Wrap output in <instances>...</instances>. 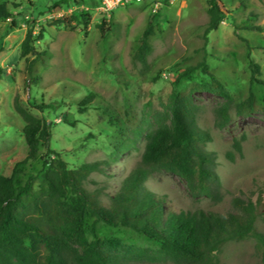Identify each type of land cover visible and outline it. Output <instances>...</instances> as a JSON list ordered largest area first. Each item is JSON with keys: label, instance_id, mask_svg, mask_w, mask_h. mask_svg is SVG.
Instances as JSON below:
<instances>
[{"label": "rangeland", "instance_id": "obj_1", "mask_svg": "<svg viewBox=\"0 0 264 264\" xmlns=\"http://www.w3.org/2000/svg\"><path fill=\"white\" fill-rule=\"evenodd\" d=\"M1 4L13 17L0 18V67L4 68L0 173L11 175L14 165L27 155L25 122L14 107L19 97L23 107L47 122L50 148L60 152L69 168L108 161L101 172L84 181V187L108 205L144 151V135L136 138L133 128L140 124L148 131L155 129L156 115L168 112L176 78L206 61L235 98L232 119L221 129L216 125V109L223 99L206 91L193 93L200 107L197 124L210 133L207 149L216 154L221 200L193 197L184 180L166 171L153 172L145 186L164 197L166 211L226 215L233 210L236 197L257 201L255 224L264 233V85L252 84L258 110L235 115V104L243 98L252 74L264 81V0H222L223 20L207 41L203 32L208 0H123L112 9L103 0H0ZM153 14L152 52L144 68L134 53ZM104 20L110 22V32L102 40L98 27ZM30 29L35 38L43 33L33 47L37 54L49 52L44 61L33 54L22 56L21 45ZM253 65L259 66L258 73H253ZM207 79L200 72L192 73L181 79L178 89L187 92L193 83ZM89 95L93 101L80 112L79 103ZM126 110L133 121L128 122ZM235 139H242V155L233 149ZM45 153L42 147L40 156ZM21 167L19 178L36 177L38 186L41 158ZM99 233L123 237L136 247H153L149 240L125 229L100 227ZM218 257L221 264H261L253 238L226 243Z\"/></svg>", "mask_w": 264, "mask_h": 264}, {"label": "trees", "instance_id": "obj_2", "mask_svg": "<svg viewBox=\"0 0 264 264\" xmlns=\"http://www.w3.org/2000/svg\"><path fill=\"white\" fill-rule=\"evenodd\" d=\"M208 5V23L203 32L206 41L208 34L219 27L224 14L222 0H208ZM10 17H13L11 11L1 4L0 18ZM154 18L155 14L134 53V59L144 68L148 67V56L152 52L150 38L154 35ZM109 26L106 20L99 25L102 40L110 32ZM36 39L42 40L43 33L35 38L30 29L21 45L22 56L33 54L44 61L49 52L37 54L33 47ZM252 71L258 73L259 66L253 65ZM28 72L32 74L31 64ZM195 72L208 79L193 83L187 92L180 91L181 79ZM3 75L4 68L0 67V79ZM254 82L264 85L263 80L252 74L243 98L235 104L236 116L258 110L252 90ZM200 91L215 93L223 99L216 109V125L222 129L229 124L230 109L235 102L233 95L206 61L189 67L173 82L168 112L156 115L157 127L148 131L137 124L133 128L136 138L144 135V151L140 163L108 205L84 187V181L92 173L101 172L108 161L85 162L69 168L60 152L50 148L51 132L47 122L23 107L16 97L15 111L25 122L27 155L23 162L14 165L11 175L0 173V264H155L168 260L184 264H221L218 256L226 243L248 238L255 240L256 253L264 264V233L255 224L257 201L236 197L232 201L233 210L226 215L204 210L166 211L164 197L145 186L153 172L166 171L184 180L193 197L221 200L222 183L216 171V154L207 149L211 136L197 124L200 107L193 101V93ZM92 101L93 95L84 98L79 103V111L84 112V107ZM124 113L128 122L133 121L127 110ZM143 122H147L146 118ZM242 139H235L233 143L239 155H242ZM42 147L46 153L40 156ZM228 156L232 159L233 153L229 152ZM37 158L42 160L38 186L36 177L25 181L19 178L21 166ZM100 227L128 230L149 240L153 247H136L123 237L102 235Z\"/></svg>", "mask_w": 264, "mask_h": 264}, {"label": "built area", "instance_id": "obj_3", "mask_svg": "<svg viewBox=\"0 0 264 264\" xmlns=\"http://www.w3.org/2000/svg\"><path fill=\"white\" fill-rule=\"evenodd\" d=\"M122 1L123 0H103V3L109 9H112V8L118 6Z\"/></svg>", "mask_w": 264, "mask_h": 264}]
</instances>
